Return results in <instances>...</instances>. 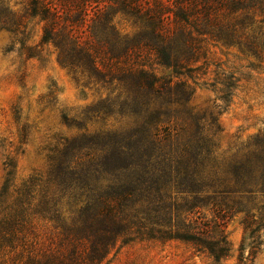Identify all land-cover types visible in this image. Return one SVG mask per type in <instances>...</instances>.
<instances>
[{
    "label": "trees",
    "instance_id": "1",
    "mask_svg": "<svg viewBox=\"0 0 264 264\" xmlns=\"http://www.w3.org/2000/svg\"><path fill=\"white\" fill-rule=\"evenodd\" d=\"M117 15L136 33L121 34ZM32 20L36 48L51 45L77 85L110 91L87 112L128 124L65 140L50 151L46 180L13 191L5 182L0 264H109L122 246L172 241L220 262L232 214L245 213L252 236L264 228V137L245 160L220 166L216 120L206 128L188 107L194 87L179 79L201 72L210 42L264 61V0H0L1 31L27 34ZM40 222L52 228L46 241L34 234Z\"/></svg>",
    "mask_w": 264,
    "mask_h": 264
},
{
    "label": "rangeland",
    "instance_id": "2",
    "mask_svg": "<svg viewBox=\"0 0 264 264\" xmlns=\"http://www.w3.org/2000/svg\"><path fill=\"white\" fill-rule=\"evenodd\" d=\"M16 10L21 11L22 6ZM113 23L121 34L131 36L137 31L121 15L115 16ZM40 37L41 25L36 20L29 22L27 34L15 36L0 30V192L7 180L10 191L30 178L46 180L50 151L65 140L128 124L117 116L87 112L110 91L77 85L57 63L51 45L36 48ZM23 47H32L34 57H28ZM207 48L209 55L206 64L201 63V72L193 80L179 79L194 87L188 107L206 115V128L212 123L210 115L216 120L218 129L210 135L214 136L219 165L227 168L231 162L249 157L255 151V140L264 137V61L211 42ZM151 69L157 76L169 75L155 64ZM258 201L264 203L260 197ZM244 207L250 212L245 205L241 210ZM244 220L245 213H234L228 219L225 235L230 253L220 262L207 252H197L191 244L172 241L122 246L111 254L109 264H264V228L252 236ZM51 229L50 224L40 222L34 234L46 241Z\"/></svg>",
    "mask_w": 264,
    "mask_h": 264
}]
</instances>
